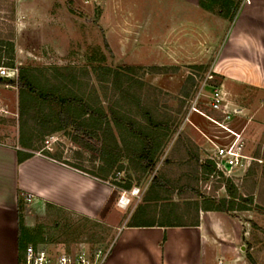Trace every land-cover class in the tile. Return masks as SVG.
<instances>
[{
  "label": "rangeland",
  "instance_id": "1",
  "mask_svg": "<svg viewBox=\"0 0 264 264\" xmlns=\"http://www.w3.org/2000/svg\"><path fill=\"white\" fill-rule=\"evenodd\" d=\"M37 1L24 9L25 0H0V39L13 36L17 49L15 66L57 67L60 69L57 76L63 74L69 84L76 78L79 84L74 89L80 90L90 102L99 101L105 110L117 98L124 108L128 109L129 103L124 94L113 89L106 71L96 68L131 66L133 69L126 71L133 81L130 91L155 120L167 124L168 137L156 156L152 172L142 173L125 156L121 157L122 168H114L106 180L111 197L97 218L42 207L22 197L19 209L23 214V239L51 250L73 251L83 244L90 249L100 248L107 258L117 241L118 227L127 225L136 208L145 203V197L153 199L157 192L166 199L145 204L156 219H160L162 205L175 203L178 215L175 222L199 223L201 216L207 227L211 220L215 222L221 252L227 257L226 262L220 259V264H264V185L258 182L261 164L252 165L256 181L249 171L233 180L239 193L253 198L249 209L208 212L198 211L195 204L203 196L220 199L227 195L225 177L215 170L208 173L198 167L210 147L206 136L222 137L224 133L197 112H191L189 120H185L196 95L200 110L218 116L209 110L206 95L211 85H221L222 80L213 75L201 88L211 72L208 65L193 64L187 58L169 60L164 40L169 27L179 24V17L196 24L204 14L182 0H97L94 4L85 0ZM38 9L48 11L50 17L40 15ZM21 11L27 14L23 21H19ZM124 42L128 46H123ZM121 80L125 83L124 78ZM222 90L229 105L240 108L235 114V126L246 127L247 151L259 159L254 161L261 163L264 123L251 118L243 109L253 104L254 93L242 86L227 85ZM137 110L134 105L129 113L141 121L142 115ZM20 130L18 89L14 84H0V141L18 144ZM72 130H60L43 139L51 153H60L62 162L90 175L102 163L101 159L96 151L75 143ZM95 142V137L90 140L91 144ZM154 175L162 185L148 194ZM126 184L130 187L125 188Z\"/></svg>",
  "mask_w": 264,
  "mask_h": 264
},
{
  "label": "crops",
  "instance_id": "2",
  "mask_svg": "<svg viewBox=\"0 0 264 264\" xmlns=\"http://www.w3.org/2000/svg\"><path fill=\"white\" fill-rule=\"evenodd\" d=\"M182 1L205 17L196 24L179 17V24L169 27L164 40L168 59L206 64L222 80L221 87L252 90L254 102L243 109L264 123V0H240L232 19L201 8L198 0ZM36 2L25 0L23 7L29 9ZM39 13L50 17L48 11ZM26 15L19 12V21ZM105 33L108 36L107 29ZM122 45L128 46L126 42ZM18 148V144L0 141V264H18V213L23 193L42 207L87 218L99 217L111 197L106 181L42 154L18 162ZM215 225L211 220L205 226L202 216L195 226L121 225L104 264H220L222 258L226 262Z\"/></svg>",
  "mask_w": 264,
  "mask_h": 264
},
{
  "label": "trees",
  "instance_id": "3",
  "mask_svg": "<svg viewBox=\"0 0 264 264\" xmlns=\"http://www.w3.org/2000/svg\"><path fill=\"white\" fill-rule=\"evenodd\" d=\"M198 3L201 8L211 12L218 10L219 15L229 19L235 15L238 5L233 0H198ZM3 59H5L4 63L2 62L3 66H15V45L12 35L0 39V63ZM16 67L17 77L15 79L0 77V84H14L18 89V113L21 125L18 139L19 148L17 149L18 162L36 152L61 161L60 153H51L43 138L54 132L71 128L73 129V141L96 151L101 159L102 163L96 171L90 174L91 176L106 181L114 168H122L120 161L123 156L128 159L131 166L136 165L142 173L153 171L156 156L168 137V126L162 121L155 120L152 113L144 109L130 91L133 81L126 71L132 70L133 67L96 68L106 71V75L111 78L113 89L117 90L119 94H124L123 96L129 103V108H124L117 98L106 110L99 101L90 102L80 90L74 89V86L79 84L76 78L73 77L71 84H69L67 79L62 77L63 74L57 76L56 73L60 71L57 67H53L55 69L30 66ZM122 78L125 79V83L121 80ZM106 80L109 81L110 79L106 78ZM134 105L137 106V111L142 115L141 121L129 113ZM94 137L97 142L91 144L90 140ZM194 159L197 162L196 156ZM254 162L256 165L261 164L259 165L261 170L258 182L260 185H264L263 159L261 163L253 161L247 171L253 174V180L256 181V173L254 174L252 171ZM63 163L66 164V162ZM198 167L203 172L208 173L214 170V165L209 160L198 163ZM159 185L162 184L154 175L149 185L148 194L154 191L156 186L160 187ZM124 187L129 188L130 184H126ZM225 190L226 197L216 199L203 196L200 201L196 200L197 210L230 212L235 209L246 210L252 205L253 198L239 193L237 186L229 178L225 179ZM156 199L165 200L166 198L157 192L153 199L145 197V203L136 208L127 225L195 226L199 224L198 222L189 224L180 221L175 222V217L178 216L175 203L162 205L159 213L160 219H156L155 214H149V205H145L150 200ZM22 225L23 214L22 210L19 209L18 264L21 263L24 248L28 244L22 237Z\"/></svg>",
  "mask_w": 264,
  "mask_h": 264
},
{
  "label": "built area",
  "instance_id": "4",
  "mask_svg": "<svg viewBox=\"0 0 264 264\" xmlns=\"http://www.w3.org/2000/svg\"><path fill=\"white\" fill-rule=\"evenodd\" d=\"M85 1H90L91 4L97 3V0ZM244 1L249 2V0ZM0 77L15 79L17 77V67L0 65ZM212 78L213 74L208 72L201 88L205 86L208 79ZM206 98L209 110L218 116H210L200 110L196 106L198 101V95H196L191 102L185 120H189L188 115L191 112H197L210 120L224 133L222 137L212 138L206 136L210 147L203 159L211 161L214 165V170L218 174L233 181L246 173L252 161L259 159L248 153L246 127H237L234 123L235 114L240 112V108L229 105L225 100L221 85H211V90L206 95ZM23 195L25 199L30 201V194L23 193ZM105 258L106 252H102L100 248L90 249L83 244L76 247L73 251H63L51 250L41 245L28 243L24 248L20 264H104Z\"/></svg>",
  "mask_w": 264,
  "mask_h": 264
},
{
  "label": "bare ground",
  "instance_id": "5",
  "mask_svg": "<svg viewBox=\"0 0 264 264\" xmlns=\"http://www.w3.org/2000/svg\"><path fill=\"white\" fill-rule=\"evenodd\" d=\"M126 203V200L123 198L122 201H121V204H125Z\"/></svg>",
  "mask_w": 264,
  "mask_h": 264
}]
</instances>
